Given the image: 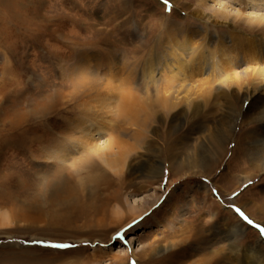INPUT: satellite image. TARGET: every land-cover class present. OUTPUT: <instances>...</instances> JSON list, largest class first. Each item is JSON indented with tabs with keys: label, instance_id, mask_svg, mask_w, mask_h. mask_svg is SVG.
<instances>
[{
	"label": "rangeland",
	"instance_id": "374dc122",
	"mask_svg": "<svg viewBox=\"0 0 264 264\" xmlns=\"http://www.w3.org/2000/svg\"><path fill=\"white\" fill-rule=\"evenodd\" d=\"M236 30L264 41V0H0V264H190L219 247L225 258L237 252L227 264H258L247 251L258 240L264 249V171L248 165L257 141L264 144V120L253 122L263 93L227 88L229 74L216 72L189 92L191 104L172 111L160 104L165 60H214L215 42ZM82 55L100 56V73L124 72L109 60L120 57L136 74L141 111L132 116L143 129L120 118L95 135L101 144L120 134L133 147L121 174L106 169L105 182L76 173L77 162L47 157L50 143L77 138L67 135L76 98L71 112L52 102L73 94L69 68ZM147 59L156 64L151 80ZM250 59L239 69L257 68ZM228 117L230 135L218 139ZM191 163L207 178L191 175ZM234 220L243 230L231 239L225 227ZM59 244L69 247H52Z\"/></svg>",
	"mask_w": 264,
	"mask_h": 264
},
{
	"label": "bare ground",
	"instance_id": "6f19581e",
	"mask_svg": "<svg viewBox=\"0 0 264 264\" xmlns=\"http://www.w3.org/2000/svg\"><path fill=\"white\" fill-rule=\"evenodd\" d=\"M254 22L260 24L261 22H263V20L259 18L255 19ZM240 33L241 32L239 31L234 32L232 33L234 36H226L215 42L219 45V52L218 55L216 54L217 57H214V60L204 61L202 56H192V58H189V60H185V58H182V56H179L174 60H165L163 63V69H165L166 74H168L169 85L171 86L168 85L164 87L165 89L162 94L160 103L162 104V107L166 111H172L176 108H179L181 103H185L186 105L191 104L193 101V97L189 92L193 88H197L198 86H202L203 84H211V81L213 80L212 78H214L215 75H218L216 74V72L226 73L227 75L229 74L226 79L224 78V82L222 81L224 84H226L227 88L234 84L238 91H240L244 86L247 91H250L252 93L256 91L262 92L264 95V41L262 42L261 40L256 39L253 35H249V37L242 35V38L241 36H239ZM184 46L185 44L183 43H175V45H171V48L176 47L178 48V50L183 52L184 50H187L189 51V54L194 53L197 49L196 45L193 47L189 45L187 47L186 45L185 49ZM211 49H209V51ZM96 56L97 55L84 57V55H82L79 60L75 61L74 67L71 66L69 68V75H75L74 81L72 82L73 86L71 85L73 88V94L68 95V99H65L66 95H62L63 97L61 98L57 97L58 101L52 102L53 104L66 106V108L68 109L70 100L76 98L77 103H75L73 111H77L79 115L75 118L76 125L70 127L67 135L71 137V132H74L75 134H77V138L71 139L68 144H64L65 141L63 142V139L59 138L56 142L54 141L50 143V146H46V148L49 150L47 152V157L49 159H56L59 160V162L66 163L69 161L72 163L77 162L79 163L78 167H74L76 168V173L81 175V173L88 172L91 174H95V176L97 177L100 174L99 177L104 178L102 180H104L105 182L107 179H105L103 175H106V178H109V175L105 170L107 169L115 175H120L123 169L122 164L125 162V158L127 157L128 152L133 147L131 144L125 142L124 140L122 144L120 139L118 138L120 134H111L109 132L107 138L101 144L97 142L95 135L102 131H106L108 128L110 129V127L112 128L114 119L119 120L120 118H124L120 121H127V124L131 123V125L135 126V130L143 129V124L140 126L141 122L137 121L135 117H133L134 111L140 110L141 106L139 105L141 103L136 94L137 89L133 85V80H135L136 74L134 73L132 65L126 64L124 61H121L120 57H110L109 60L111 61V63L119 70L122 71L123 69L124 72H120L119 74L118 71L115 72L114 68H112V70L108 68L105 72L100 73L99 68L106 62L103 63L102 58L100 56ZM248 57L251 58L250 60L254 61V63H259V65H261V68L258 67V65L256 66L257 68H254V70L250 71H245L246 69H239V65L242 66L243 64L247 63ZM146 61L143 64L142 69L144 74L147 75V78L151 80L154 75V69H152V67L156 64L152 63V60L151 62L149 60L147 62ZM145 64L146 68H144ZM135 66H138V64ZM63 70L65 71L66 69L63 68ZM197 77L202 78L196 79ZM183 90L185 91V93L182 94ZM114 105H116V107H114ZM50 108V105L46 103L45 106L42 107V109L44 110L42 112H49ZM68 112H71L70 108ZM253 116V122L263 121L264 109H257ZM225 123L223 122L222 126L218 127L216 130V134L218 133V139H221L220 137H222L224 138V140H227L230 135V117L226 119ZM127 130L129 129H126V131ZM134 133L135 132H133L132 140L136 138L137 133ZM257 136L259 139H262L263 135L259 134ZM254 150H256V156L252 158V163L250 162L251 164L249 163V165H247H251L252 167H254V169L257 168L256 170H259L260 172L264 171V157H262L264 144H258L257 141ZM77 156L79 157L77 158ZM94 156L96 158V162L93 161ZM240 162L243 163L242 161ZM192 164L193 163L189 164V166L196 168V171L190 173L191 175L203 176L207 178L202 171V166L194 164V166H192ZM153 170L156 171V168H153ZM200 189L202 190L204 195H210L209 185L202 184L200 186ZM118 198L119 196L117 197V194L116 196L113 195V197L107 199V203L113 200L118 201ZM106 205L108 206L110 204L108 203ZM84 214L85 211L83 210L80 213V217H82ZM225 228L229 233L228 235L232 239L233 236H237L238 234H240V232H242L243 225L235 221L232 225H230L229 227L226 226ZM181 230L183 229H179L178 231ZM184 238L185 240H187L186 237ZM204 238L202 237L200 239V242L206 241V239ZM185 240H183V242H185ZM262 244L263 243L258 240L247 251L251 255L250 260H253V262L258 264H264V249L262 248ZM103 248L107 249V246L103 245ZM214 251L215 252H210L203 258L190 264H227L228 260H236L237 258L235 256L237 254L235 250L230 252V256L226 258L224 256V248L219 247L217 251Z\"/></svg>",
	"mask_w": 264,
	"mask_h": 264
},
{
	"label": "snow or ice",
	"instance_id": "6c2138e0",
	"mask_svg": "<svg viewBox=\"0 0 264 264\" xmlns=\"http://www.w3.org/2000/svg\"><path fill=\"white\" fill-rule=\"evenodd\" d=\"M249 223H251V221H249ZM52 247H55V248H66V247H69V245L59 244V245H53Z\"/></svg>",
	"mask_w": 264,
	"mask_h": 264
}]
</instances>
